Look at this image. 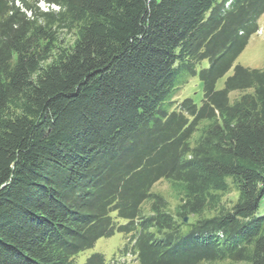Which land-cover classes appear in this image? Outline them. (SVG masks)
<instances>
[{"label":"trees","instance_id":"16d2710c","mask_svg":"<svg viewBox=\"0 0 264 264\" xmlns=\"http://www.w3.org/2000/svg\"><path fill=\"white\" fill-rule=\"evenodd\" d=\"M263 12L0 0V264H74L116 232L138 264H264V67L233 66ZM196 74L201 103L178 100Z\"/></svg>","mask_w":264,"mask_h":264},{"label":"rangeland","instance_id":"374dc122","mask_svg":"<svg viewBox=\"0 0 264 264\" xmlns=\"http://www.w3.org/2000/svg\"><path fill=\"white\" fill-rule=\"evenodd\" d=\"M40 5L43 8L44 3H40ZM257 25L259 31L250 35L245 48L235 59L233 66L236 64H240L244 67L256 68V69H261L264 67V12L258 18ZM64 36H65L64 44H71L73 40V36L70 35V33L65 34ZM207 65H208L207 60H204L202 61L200 67H205ZM233 66L223 77L218 79L216 83L217 88L223 87L226 77L231 75L233 72ZM200 67H198V69ZM202 92H203L202 82L199 80L198 74H196L195 76L190 77L188 81L182 86V88L177 94V99L182 100L185 97H191L197 104H200L202 99ZM241 94H243L242 91H238V90L231 91L229 93L230 101L232 102L235 98H238ZM152 191L166 198L168 200L170 207H173L175 205L176 200L173 199L172 191L169 187V183L166 180L162 179L157 183H155L152 187ZM235 196L236 193L230 191L225 195H223V199L227 200V199L235 198ZM258 213H264V200H262L260 203ZM112 215H115V213H112ZM118 220L120 223L124 222L121 219ZM125 242H126V237L120 232H116L111 237L100 238L96 241V243L92 248L87 249L81 252L80 254H78L75 257L74 264H83L85 259L93 253L102 254L106 261H110L113 258H119V259H123V262L121 264H138V262L135 261L134 258H131V256H126V258L124 259L123 258L124 256L121 255L123 254L122 248ZM201 264H242V263H231L228 261H223L217 263H201Z\"/></svg>","mask_w":264,"mask_h":264},{"label":"water","instance_id":"95a60500","mask_svg":"<svg viewBox=\"0 0 264 264\" xmlns=\"http://www.w3.org/2000/svg\"><path fill=\"white\" fill-rule=\"evenodd\" d=\"M185 220H187V219H185Z\"/></svg>","mask_w":264,"mask_h":264}]
</instances>
